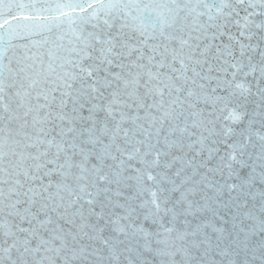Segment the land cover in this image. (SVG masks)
<instances>
[{
    "label": "snow or ice",
    "instance_id": "6c2138e0",
    "mask_svg": "<svg viewBox=\"0 0 264 264\" xmlns=\"http://www.w3.org/2000/svg\"><path fill=\"white\" fill-rule=\"evenodd\" d=\"M0 264H264V0H0Z\"/></svg>",
    "mask_w": 264,
    "mask_h": 264
}]
</instances>
